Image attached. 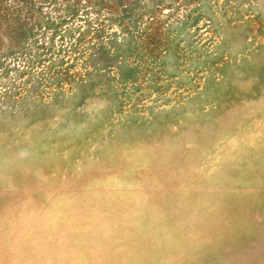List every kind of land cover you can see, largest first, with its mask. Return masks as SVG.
<instances>
[{
  "label": "rangeland",
  "instance_id": "rangeland-1",
  "mask_svg": "<svg viewBox=\"0 0 264 264\" xmlns=\"http://www.w3.org/2000/svg\"><path fill=\"white\" fill-rule=\"evenodd\" d=\"M0 264H264V0H0Z\"/></svg>",
  "mask_w": 264,
  "mask_h": 264
}]
</instances>
